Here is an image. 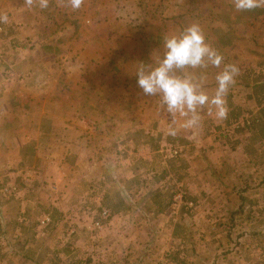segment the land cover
<instances>
[{"label": "rangeland", "instance_id": "rangeland-1", "mask_svg": "<svg viewBox=\"0 0 264 264\" xmlns=\"http://www.w3.org/2000/svg\"><path fill=\"white\" fill-rule=\"evenodd\" d=\"M262 9L237 11L233 0H82L78 9L70 0H48L47 7H41L39 0L31 6L26 0H0V91L23 81L25 89H35L39 109L34 114L44 117L46 127L49 117H56L58 128L72 122L74 134L90 138L94 155L73 152L63 161L75 184L84 179L87 162L106 161V174L92 177L91 183L97 189L93 197L101 196L102 204L99 200L87 204L82 197L76 204L83 206L81 213H89L84 219L91 223L89 231L108 230L123 247L157 244L166 233L162 243L186 258L187 249L189 258L197 257L199 264H243L244 254H253L256 264L261 261L264 187L250 189L245 179L248 156H252V169L264 164V110L263 116L257 112V106L264 104ZM192 25L199 26L211 49L215 43L213 50L222 63L178 69L175 74L203 77L209 95L215 93L217 74L225 66H235L241 76H234L223 97L231 105L230 120L205 123L210 119L205 106L199 109L198 126L184 129L180 125L186 118L169 113L160 94H145L137 84V72L141 67L146 71L156 67L166 51V39ZM236 51L250 58L238 62ZM169 127L178 128L175 136L168 133ZM199 132L202 138H217L200 142L201 138L189 136ZM218 140L229 153V162L224 155L226 162L235 167L226 173L233 179L223 190L196 181L195 153L204 142L211 149ZM120 161H129L135 172L128 168L116 174ZM258 174L252 170L251 179ZM120 179L125 182L123 190ZM13 183L18 191L5 192ZM23 183L29 180L22 174L0 176L1 196L19 198ZM54 190L59 191L57 186ZM259 192L262 201L244 202V194L248 199ZM44 207L35 213L37 234L56 223L55 208ZM249 213L251 225V219H246ZM94 214L99 218L91 219ZM44 216L51 220L45 227L40 224ZM81 216L64 217L69 235L76 233ZM6 244L7 239L0 238V262L7 256Z\"/></svg>", "mask_w": 264, "mask_h": 264}, {"label": "crops", "instance_id": "crops-1", "mask_svg": "<svg viewBox=\"0 0 264 264\" xmlns=\"http://www.w3.org/2000/svg\"><path fill=\"white\" fill-rule=\"evenodd\" d=\"M15 9H19V6ZM236 56H239L238 62L241 59L250 58L247 53L242 51H236ZM236 76L241 75L238 73ZM20 84L23 85L9 84L7 92L0 91V176L16 177L22 174L24 178H28L29 183H23L20 197L17 199L8 200L0 194V238L7 239L6 247H8L7 256L0 264H199L197 257L195 260L192 257L189 258L187 249L185 251L186 258V255H180L181 251L178 250L179 253L176 254L171 250L170 245L167 246L162 243L164 237H167L166 233L161 234L157 244L139 245L132 243L123 247L116 242L117 239H112L116 237L112 234L109 235L108 230L103 233L89 231L90 226L88 227V225L91 223L87 220L84 221L86 216L89 218V213H81L80 210L83 206L76 204L80 197L84 198L83 200L87 204H92L96 200L102 204L101 196L99 198L93 197V193L97 189L91 183L92 177L103 178L106 174L107 170L104 167L107 166L104 165L106 161L105 159L103 161L95 160L94 165L87 162L88 167L82 175L84 179L75 184V179L72 178L66 166H63L65 156L71 155L73 152L85 156L94 155L92 152L93 143L90 138L74 134L71 127L72 122L67 126L58 128L57 124L60 120L56 117H49V126L46 127L47 123H44V117H38L34 114L39 109L35 89L32 86L25 89L23 81ZM229 106H231L230 103L225 101L227 109L225 118H217L213 111V114H207L210 119L204 122L215 123L219 121L221 124L230 120L231 107L229 109ZM263 110L264 104L257 106L259 115H262ZM65 121L69 122V119H65ZM191 135L198 139L201 138L200 142H203L204 139L207 142L211 138L215 140L217 138L216 135L202 138L201 132L197 135L189 134V136ZM186 138L190 139L189 137ZM223 145L218 140L211 143L210 149L209 145L204 142L203 149L195 153L198 159L196 181L201 182L203 186L208 184L223 190L231 184L230 175H226V173L234 172L235 167L228 163L229 153ZM224 155L228 158V162H226ZM242 155L245 156L246 154L243 153ZM248 157L250 158L248 159L250 167L248 177L244 178L246 186L250 189L253 186L257 190L262 189L264 187V164L257 169H252L250 164L252 156ZM199 161L203 162L199 163ZM128 162L120 161V167L116 170V174H120V170L123 174V170L128 168L131 173H134L135 168ZM33 164L34 168L29 167ZM90 164L91 168H89ZM72 168L75 170V167ZM31 169H34L33 173H30ZM252 170L259 172L258 180L251 179ZM123 181L121 182V179L119 181V187L122 190L125 183ZM252 182L254 183L252 184ZM232 185L235 187V182ZM56 186L59 189L57 193L54 190ZM78 192L79 195L76 194ZM250 195L248 199L245 198V194L243 195L246 204L251 205L262 201L260 192L254 194L253 197L252 194ZM251 197H259V199H251ZM76 198L78 199L76 200ZM46 206L55 208L56 223L50 229L37 234L35 213L39 214L42 207L46 208ZM66 215H82L79 218L82 221L77 223L74 231L76 233L73 236L69 235L64 228ZM98 216L94 214L91 219L99 218ZM119 216L120 214H117L115 219ZM252 217V214L249 213L248 218H246L247 220L251 219L250 225L252 224ZM117 232L118 230H116ZM164 232L170 234L169 230ZM70 233L72 234L73 231ZM94 233H96L95 236ZM155 235L159 236L157 232ZM108 239L113 241L109 242ZM258 251L257 249L256 252ZM253 258V254L250 257H245L244 254L243 264H256ZM260 258L261 261H258V264H264V255Z\"/></svg>", "mask_w": 264, "mask_h": 264}, {"label": "clouds", "instance_id": "clouds-1", "mask_svg": "<svg viewBox=\"0 0 264 264\" xmlns=\"http://www.w3.org/2000/svg\"><path fill=\"white\" fill-rule=\"evenodd\" d=\"M34 0H26L31 6ZM74 9H78L82 0H70ZM41 7L48 6V0H39ZM237 11L251 10L264 6V0H233ZM166 51L158 65L149 71L141 67L137 72V84L145 94L162 97V104L174 117L177 114L184 119L180 127L192 129L200 122L199 109L207 106L209 114L225 118L227 109L223 97L237 73L235 66L227 65L217 74V88L209 95L203 88L204 78H197L189 73L183 76L175 74L176 70L200 68L212 65L220 67L222 57L206 43L198 25H192L179 36H172L165 41ZM178 128L169 127L168 133L175 136Z\"/></svg>", "mask_w": 264, "mask_h": 264}, {"label": "built area", "instance_id": "built-area-1", "mask_svg": "<svg viewBox=\"0 0 264 264\" xmlns=\"http://www.w3.org/2000/svg\"><path fill=\"white\" fill-rule=\"evenodd\" d=\"M4 191L9 193V194H13V193H16L18 191V187L15 183L11 184L10 186L4 188ZM108 213L105 211L104 212V215H107ZM50 217L48 216H44L42 218V220L40 221V224L45 227L47 226L49 223H50Z\"/></svg>", "mask_w": 264, "mask_h": 264}, {"label": "trees", "instance_id": "trees-1", "mask_svg": "<svg viewBox=\"0 0 264 264\" xmlns=\"http://www.w3.org/2000/svg\"><path fill=\"white\" fill-rule=\"evenodd\" d=\"M259 13H260V15H261V14H264V10H263V9H262V10H260V12H259Z\"/></svg>", "mask_w": 264, "mask_h": 264}]
</instances>
